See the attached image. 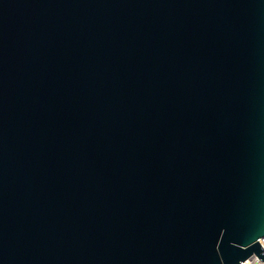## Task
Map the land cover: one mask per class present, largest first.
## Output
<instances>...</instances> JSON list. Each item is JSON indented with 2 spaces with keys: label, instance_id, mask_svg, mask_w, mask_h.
I'll list each match as a JSON object with an SVG mask.
<instances>
[{
  "label": "water",
  "instance_id": "1",
  "mask_svg": "<svg viewBox=\"0 0 264 264\" xmlns=\"http://www.w3.org/2000/svg\"><path fill=\"white\" fill-rule=\"evenodd\" d=\"M264 0H0V264L264 259Z\"/></svg>",
  "mask_w": 264,
  "mask_h": 264
},
{
  "label": "built area",
  "instance_id": "2",
  "mask_svg": "<svg viewBox=\"0 0 264 264\" xmlns=\"http://www.w3.org/2000/svg\"><path fill=\"white\" fill-rule=\"evenodd\" d=\"M259 241L262 247L264 248V236L260 237ZM240 264H264V259L254 254L245 261L241 262Z\"/></svg>",
  "mask_w": 264,
  "mask_h": 264
}]
</instances>
